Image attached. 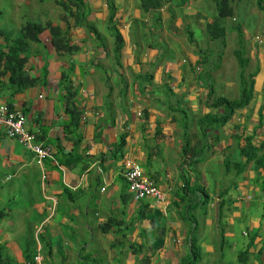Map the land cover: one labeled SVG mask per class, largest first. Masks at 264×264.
I'll return each mask as SVG.
<instances>
[{"label":"crops","instance_id":"obj_1","mask_svg":"<svg viewBox=\"0 0 264 264\" xmlns=\"http://www.w3.org/2000/svg\"><path fill=\"white\" fill-rule=\"evenodd\" d=\"M237 1L224 21L225 39L230 32L238 41L240 27L246 72L255 80L253 97L225 125L210 127L203 143L199 119L211 111L207 72L212 70L217 96L215 77L222 67L216 68L222 44L218 40L215 47L217 39L205 29L215 9L211 17L191 0L182 13L176 3L173 16L164 5L156 19L137 0H115L125 37L119 64H114L106 0H84L87 22L104 39L74 26L59 7L44 9L42 21L68 28L78 49L55 51L43 31L26 64L35 85L0 96L25 114V128L35 140L54 150L39 163L0 126V246L7 264H140L143 257L147 264H182L192 237L200 249L196 264H264L263 168L242 154L248 138L254 146L264 139V14L241 11ZM139 25L150 32L138 34ZM187 27L193 38L200 34L209 57L188 40ZM63 76L79 111L72 134L65 130ZM121 135L125 143L119 149ZM207 142L214 144L205 159L193 163ZM187 143L193 158L183 153ZM127 158L140 163L164 192L163 200H133L123 175ZM184 182L202 186L207 200L189 209L192 198L184 194ZM194 195L197 201L203 194Z\"/></svg>","mask_w":264,"mask_h":264},{"label":"trees","instance_id":"obj_2","mask_svg":"<svg viewBox=\"0 0 264 264\" xmlns=\"http://www.w3.org/2000/svg\"><path fill=\"white\" fill-rule=\"evenodd\" d=\"M41 2L45 0H39ZM55 3L60 6L65 13L74 21V26H82L89 29L94 33L95 37L101 38L100 32L94 27L93 24L88 23L86 20L87 12L84 11L85 2L84 0H54ZM139 6L143 12L151 11L156 19H160V9L164 5H168L169 12L171 11V4L177 3L178 0H138ZM176 1V2H175ZM182 1V0H180ZM215 7V15L211 22H208L205 26L206 34L211 39H217L221 42V52L218 54V60L216 68L220 66L223 49L226 46V29L224 27V21L227 17L233 16L234 7L232 5L233 0H211ZM179 2V1H178ZM108 5L109 14L107 16V26L110 35L113 37L114 45L112 47V53L114 57V64H119L121 50L124 46L125 37L118 28L119 20L117 18V6L114 0H106ZM185 4V3H184ZM258 9L264 11V0H256ZM175 5V4H174ZM172 16L174 13L171 14ZM240 25V24H237ZM43 31H48L50 34V43L57 52L67 51L69 53L74 52L78 47L70 42L69 29L61 27L59 25H53L51 21H35L26 20L20 27V30L15 33L13 30H6L0 28V36L3 39L0 44V96L7 91L10 96L22 93L29 87L35 85L36 80L30 77L26 71V64L30 54L33 51V44L39 43L40 35ZM186 35L188 40L193 42L192 32L187 27ZM238 46L233 51L234 57L237 64L240 67L239 71V85L240 92L237 98L231 99L224 95H213L211 74L212 70L207 72V78L211 81L210 90L207 96V107L211 110L205 113L199 119V132L201 134V141H206V132L210 127H221L225 125L235 111L244 108L248 105L251 98L253 97L254 91V79L253 76L246 72V65L248 60L244 56L245 46L243 44V36L241 34L240 27H238ZM204 57V56H203ZM202 57V58H203ZM202 58L199 60L202 61ZM42 78L45 77L46 68L42 70ZM62 83L66 85V107L69 113V120L65 125V130L72 134L75 132L78 125L79 111L74 102V92L70 91V82H67V78L63 76ZM221 110V112H218ZM215 111V113H213ZM69 127V128H68ZM125 143L124 135H121L118 148H122ZM214 143H205L203 152L194 158L193 163L204 160L207 155V149L212 147ZM190 144L183 147L184 155L190 154L192 158L195 152L188 148ZM189 152V153H187ZM242 154L246 156V161L253 160L259 166L263 168V176L261 184L264 189V139L259 146H254L251 143V139L248 138L242 147ZM190 158V159H192ZM185 183V182H184ZM198 191L202 195L200 200L195 199L193 201L194 193ZM184 194L190 195L192 198L189 204V209L197 204H201L202 201L207 200L204 189L202 186L197 185L189 187L187 183L184 184ZM197 196V195H194ZM198 197V196H197ZM110 222L103 226V230H107L110 226ZM200 258V249L197 245L196 238L192 237L191 251L186 259L183 260L182 264H196ZM0 246V264H7L9 261ZM140 264H147L146 257L142 258Z\"/></svg>","mask_w":264,"mask_h":264},{"label":"rangeland","instance_id":"obj_3","mask_svg":"<svg viewBox=\"0 0 264 264\" xmlns=\"http://www.w3.org/2000/svg\"><path fill=\"white\" fill-rule=\"evenodd\" d=\"M138 1V0H137ZM179 1V2H178ZM178 6L180 9L179 13H182L183 8L187 6L191 0H178ZM176 2V1H175ZM237 5L240 7L241 11H255L258 14H264V11H261L256 6V0H238ZM139 3V1H138ZM185 3V4H184ZM194 5H196V9H203L208 11L211 14V17L213 15V11L215 9L214 4L211 0H193ZM176 3L171 4V11L172 13H176L177 7L175 6ZM54 7H59L61 10H63L60 6H58L54 0H45L43 2L39 0H0V28L6 29V30H13V31H19L20 26L26 21V20H35V21H42V15L44 14V9H51ZM247 8V9H246ZM64 11V10H63ZM168 7L166 12H168ZM207 14V13H206ZM209 15V14H207ZM177 16H174V19ZM244 21L242 14L239 16V22L242 23ZM93 24V22H90ZM98 27H101V23L96 24ZM167 25H169V20H167ZM133 28L136 27V24H132ZM174 27V26H173ZM172 27V28H173ZM178 27V26H177ZM176 32H178L177 28H174ZM137 30H139L138 34L145 36L146 32L149 33L150 30L146 27H143L139 25L137 27ZM185 30H182L183 32ZM231 31V30H230ZM89 33V32H88ZM194 33V31H193ZM101 34V33H100ZM195 34V33H194ZM149 35V34H148ZM200 34L195 35V38H193V42L195 41L196 44H198L199 52L201 51L202 55H206L209 57L211 55V51L208 50L205 43H202V40H200L201 37H198ZM150 36V35H149ZM101 39H104V36L101 34ZM236 38L229 32L226 37V48L223 49V58H222V64L220 63L219 68L221 67V71L218 74V76L215 77V79L218 81L219 84L215 85L216 95H224L229 98H237L239 95V83L235 81V78L239 76L240 67L236 62V59L234 57V54L232 53L233 50L237 47ZM153 42H157V39H154ZM211 44V43H210ZM215 47H219L220 42L218 40H214L212 43ZM211 45V47L214 49L215 47ZM197 51V53H199ZM195 53V52H194ZM209 54V55H208ZM225 80V81H221ZM262 85V81L259 79L256 83V88H260ZM99 264H109L106 260L98 261ZM141 263V261L139 262ZM117 264V263H115Z\"/></svg>","mask_w":264,"mask_h":264},{"label":"built area","instance_id":"obj_4","mask_svg":"<svg viewBox=\"0 0 264 264\" xmlns=\"http://www.w3.org/2000/svg\"><path fill=\"white\" fill-rule=\"evenodd\" d=\"M0 126L4 128L8 137L16 139L30 149L39 163L44 157H53V148L35 141L34 135L26 130L24 114L3 102H0ZM123 175L134 201L146 197H151L156 201L164 199L165 194L162 189L152 178L143 173L140 163L135 159L127 158L124 160Z\"/></svg>","mask_w":264,"mask_h":264},{"label":"clouds","instance_id":"obj_5","mask_svg":"<svg viewBox=\"0 0 264 264\" xmlns=\"http://www.w3.org/2000/svg\"><path fill=\"white\" fill-rule=\"evenodd\" d=\"M115 1V0H114ZM116 4V3H115ZM117 6V5H116ZM256 6H257V4H256ZM107 7H108V5H107ZM258 8V7H257ZM109 10V9H108ZM260 10V9H259ZM63 11V10H62ZM262 11V10H261ZM65 12V11H64ZM66 14V13H65ZM232 17V16H231ZM87 18V17H86ZM94 34V33H93ZM256 39H257V41H259L260 40V36H257L256 37ZM223 54H224V52H223ZM222 57H223V55H222ZM221 61H222V59H221ZM237 62V61H236ZM238 78H239V76H238ZM253 79H254V76H253ZM254 84H255V80H254ZM239 87H240V85H239ZM239 92H240V90H239ZM254 92V91H253ZM227 97V96H226ZM229 98V97H228ZM231 99H234V98H231ZM3 103H6V102H3ZM8 106H10L8 103H6ZM11 107V106H10ZM11 108H13V106L11 107ZM14 109H16V108H14ZM17 110H19L20 112H22L20 109H17ZM218 112H219V110H218ZM23 113V112H22ZM208 113V112H207ZM213 113H215V111L213 112ZM24 114V113H23ZM24 116H25V114H24ZM25 123H26V116H25ZM27 130V129H26ZM28 131V130H27ZM29 132V131H28ZM31 133V132H30ZM4 134L6 135V133H5V130H4ZM34 135V134H33ZM7 136V135H6ZM35 137V136H34ZM11 138V137H10ZM34 140H35V138H34ZM36 141V140H35ZM38 142V141H37ZM45 145H47V144H45ZM30 150V149H29Z\"/></svg>","mask_w":264,"mask_h":264}]
</instances>
